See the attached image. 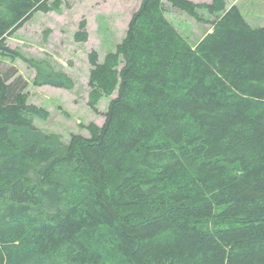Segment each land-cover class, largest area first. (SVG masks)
<instances>
[{"label": "trees", "instance_id": "trees-1", "mask_svg": "<svg viewBox=\"0 0 264 264\" xmlns=\"http://www.w3.org/2000/svg\"><path fill=\"white\" fill-rule=\"evenodd\" d=\"M56 1L68 6L0 0V62L71 90L6 42ZM165 2L211 29L190 44ZM73 38L87 41L85 18ZM87 59L88 107L115 95L66 143L35 124L50 113L17 68H0V264H264V26L226 0H140L114 50Z\"/></svg>", "mask_w": 264, "mask_h": 264}, {"label": "rangeland", "instance_id": "rangeland-1", "mask_svg": "<svg viewBox=\"0 0 264 264\" xmlns=\"http://www.w3.org/2000/svg\"><path fill=\"white\" fill-rule=\"evenodd\" d=\"M226 1L227 6L237 5L251 26H264V0ZM139 3L140 0H68L66 6L61 1H56L58 11L35 12L7 38V44L23 55L47 59L74 79L75 84L71 90L50 85L35 86L31 82L34 71L20 58L4 57L0 62L1 69L10 63L14 65L18 73L28 81L27 101L49 111L47 120L35 119L39 128L45 132L60 134L61 140L66 143L71 133L87 135V131L79 126L80 123H103L104 111L115 93L110 97L103 96L96 111L88 107L90 65L87 54L95 49L99 61H102L108 52L113 51L123 38L130 16ZM164 6L167 19L192 45L211 29L212 15L203 12L204 20L198 22L167 2ZM81 18L86 20L88 39L85 42H78L73 38ZM106 264L124 263L112 255L107 258Z\"/></svg>", "mask_w": 264, "mask_h": 264}, {"label": "crops", "instance_id": "crops-1", "mask_svg": "<svg viewBox=\"0 0 264 264\" xmlns=\"http://www.w3.org/2000/svg\"><path fill=\"white\" fill-rule=\"evenodd\" d=\"M194 2H199V1H194ZM208 2V1H207Z\"/></svg>", "mask_w": 264, "mask_h": 264}]
</instances>
